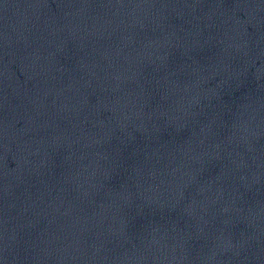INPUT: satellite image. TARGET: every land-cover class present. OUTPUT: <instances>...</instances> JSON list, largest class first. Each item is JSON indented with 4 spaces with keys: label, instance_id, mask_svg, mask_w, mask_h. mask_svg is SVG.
<instances>
[{
    "label": "water",
    "instance_id": "95a60500",
    "mask_svg": "<svg viewBox=\"0 0 264 264\" xmlns=\"http://www.w3.org/2000/svg\"><path fill=\"white\" fill-rule=\"evenodd\" d=\"M0 264H264V0H0Z\"/></svg>",
    "mask_w": 264,
    "mask_h": 264
}]
</instances>
